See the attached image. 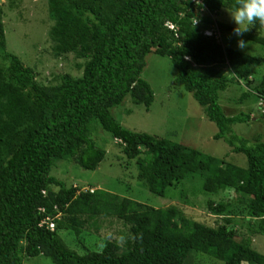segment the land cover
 Returning <instances> with one entry per match:
<instances>
[{"label":"trees","instance_id":"1","mask_svg":"<svg viewBox=\"0 0 264 264\" xmlns=\"http://www.w3.org/2000/svg\"><path fill=\"white\" fill-rule=\"evenodd\" d=\"M47 1L55 52L74 53L85 62L80 76L63 73L56 84L38 83L35 70L6 50L0 6V264H23L24 258L41 255L53 264H186L193 254L223 264H264V254L251 246L249 236L264 235V141L237 134L232 126L252 116L226 115L220 102L230 83L251 76L247 84H252L260 73L251 89L231 101L243 103L251 94L264 98V52L259 57L241 52L192 26L200 18L207 27L210 15L231 10L234 0ZM263 28L257 24L243 36L264 48ZM151 52L170 59L175 82L216 125L213 138L243 153L246 166L133 131L115 119L110 109L128 94L146 111L153 103L154 91L141 77ZM225 63L232 76L215 67ZM93 120L121 143L128 159H135L136 178L150 192L169 195L186 177L200 176L206 192L229 188L241 196L210 200L208 209L223 218L211 226L185 217L176 204L154 207L96 188L66 186L50 174L57 161L94 170L105 157L91 137ZM101 216L127 227L122 243L107 240L101 250L84 254L66 245L62 231L80 235L89 220ZM242 226L246 237L239 235Z\"/></svg>","mask_w":264,"mask_h":264},{"label":"rangeland","instance_id":"2","mask_svg":"<svg viewBox=\"0 0 264 264\" xmlns=\"http://www.w3.org/2000/svg\"><path fill=\"white\" fill-rule=\"evenodd\" d=\"M0 6L6 50L17 55L25 65L35 70L38 83L56 84L63 73H69L73 77L82 74L84 58H78L74 53L57 55L54 50L55 42L49 32L54 21L49 15L47 0H0ZM227 10L230 9L222 8L218 14L210 15L213 22L205 28L204 23L199 22L200 18L199 21L195 18L198 21L196 25L202 28V32L211 28L216 22L234 27ZM200 12L206 14L204 8ZM218 30L221 33L219 41L225 46L255 57L261 56L264 52V48L257 42L245 36L236 37L233 31L228 29L218 28ZM260 33L264 35V28ZM238 39L246 41V47H238ZM145 62L141 77L149 82L154 91L153 103L146 111L142 104L133 103L128 94L120 104L110 109L115 119L133 131L166 137L225 161L246 166V157L243 153L232 152L224 140L213 138L217 132L216 125L205 116L191 93L175 82L176 69L170 59L151 52L146 55ZM215 67L222 73L232 76L229 63L217 64ZM254 78L255 81L258 80L259 75H255ZM242 92L241 85L230 83L228 88L220 93L221 105L228 115L241 111L250 113L252 119L249 122L235 123L232 127L237 134L251 141L254 138L264 141V117L260 119L261 112H264V101L260 102L254 94L243 103L231 101L239 98ZM92 126L94 128L91 137L105 149V157L94 170L83 169L68 160L57 161L52 166L50 174L66 186L76 185L80 190L96 188L102 190L101 192L116 193L154 207L176 204L185 217L211 226L222 222L223 218L214 215L208 209V202L230 201L233 197L241 196L229 188L214 193L206 192L201 187L200 176L186 177L182 183L172 188L169 195H156L136 178V161L125 156L121 143L102 129L97 120L92 121ZM235 206L238 209L242 208V204L239 203ZM235 217L238 218L239 215ZM238 232L240 236L246 237V226L239 227ZM61 233L68 247L84 254L88 251L101 250L107 240L122 243L121 233L126 234L127 227L115 217L101 216L97 221L89 220L80 235H75L72 230ZM249 236L251 246L264 254V235L249 232ZM192 263L223 264L217 259L200 254L189 257L186 264ZM23 264H53V262L50 258L41 255L24 258Z\"/></svg>","mask_w":264,"mask_h":264},{"label":"clouds","instance_id":"3","mask_svg":"<svg viewBox=\"0 0 264 264\" xmlns=\"http://www.w3.org/2000/svg\"><path fill=\"white\" fill-rule=\"evenodd\" d=\"M227 11L234 23L233 34L236 37H242L257 24L264 26V0H234L232 9ZM197 23L198 21L195 19L192 26ZM246 45L247 43L243 39L237 40L238 47L244 48Z\"/></svg>","mask_w":264,"mask_h":264},{"label":"built area","instance_id":"4","mask_svg":"<svg viewBox=\"0 0 264 264\" xmlns=\"http://www.w3.org/2000/svg\"><path fill=\"white\" fill-rule=\"evenodd\" d=\"M195 3H201V0H193ZM204 8V7H203ZM203 8H200V10H203ZM198 20V19H197ZM199 21V20H198ZM200 22V21H199ZM166 26L169 27L170 29L174 30L175 31V26L174 24L170 23V22H167L166 23ZM203 33L205 35H213L216 40H220V35L221 33L219 32L218 30V26L216 23H213V25L211 26V28H207V29H204L203 30ZM210 33V34H208ZM260 102H263L264 101V98H261L259 99ZM49 226L52 228L53 227V223L52 222H48Z\"/></svg>","mask_w":264,"mask_h":264},{"label":"crops","instance_id":"5","mask_svg":"<svg viewBox=\"0 0 264 264\" xmlns=\"http://www.w3.org/2000/svg\"><path fill=\"white\" fill-rule=\"evenodd\" d=\"M258 75H259L258 80H260L261 73L258 74ZM251 78H253V77L249 76V77L246 78V79H239V80H238L237 83H238L239 86H240V85L242 86V88H243V92H244V91H247V90H249V89H251L252 86H253L255 83H257L258 80L255 81V78H254V81H253L252 84H247V80H249V79H251ZM233 83H235V82H233ZM222 108H223V110H224V112H225V108H224L223 105H222ZM225 114L228 115L226 112H225Z\"/></svg>","mask_w":264,"mask_h":264}]
</instances>
